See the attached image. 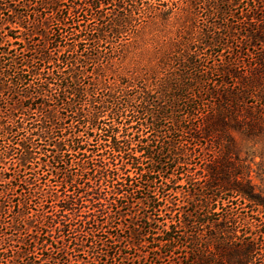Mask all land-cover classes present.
Instances as JSON below:
<instances>
[{"label": "trees", "instance_id": "obj_1", "mask_svg": "<svg viewBox=\"0 0 264 264\" xmlns=\"http://www.w3.org/2000/svg\"><path fill=\"white\" fill-rule=\"evenodd\" d=\"M257 158L264 0H0V264H264Z\"/></svg>", "mask_w": 264, "mask_h": 264}, {"label": "rangeland", "instance_id": "obj_2", "mask_svg": "<svg viewBox=\"0 0 264 264\" xmlns=\"http://www.w3.org/2000/svg\"><path fill=\"white\" fill-rule=\"evenodd\" d=\"M168 30H169V28L165 29V31L161 34L158 33L155 43L148 41L147 44H144V46H142V50L144 51L142 53H143V57L145 60L147 59L148 61L149 60L153 61L154 65L159 63L162 52L164 51L161 46L163 45V42L166 41L168 38V34H167ZM154 44H155V46H154ZM158 50H160V51H158ZM153 57H155V60L152 59ZM143 62H145V61L143 60ZM260 162H261V160L257 158L256 163H258L260 165ZM259 165H257V166L252 165L251 179H252L253 185H255L258 193L261 194V196L264 198V165H260V166ZM8 167H9V164H7L5 166V170L8 174L7 177H8V179H12L13 177L10 176L9 173H11V172L8 170ZM182 184L183 183L180 182L178 186H182ZM0 185H1L0 189H2V184L0 183ZM177 191L181 192L182 188H180ZM179 196H180V194H179ZM242 204H243V202L241 204L238 203L239 207H243L245 213H247L250 216L254 215L259 220V221L256 220L252 223V229L257 230L258 235H260L261 234L260 231L264 232V207H261V206L257 207V206L251 205V204H249V205H242ZM12 208H14V207H12ZM251 209H253V212H251ZM0 229H1V227H0ZM263 236H264V234H263Z\"/></svg>", "mask_w": 264, "mask_h": 264}]
</instances>
